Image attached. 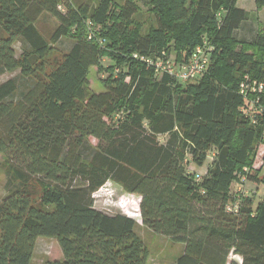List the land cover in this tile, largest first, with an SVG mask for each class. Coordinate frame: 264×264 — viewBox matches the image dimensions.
<instances>
[{"label":"trees","instance_id":"16d2710c","mask_svg":"<svg viewBox=\"0 0 264 264\" xmlns=\"http://www.w3.org/2000/svg\"><path fill=\"white\" fill-rule=\"evenodd\" d=\"M237 1L150 0L156 27L144 35L130 30L133 0L116 11L112 0L95 7L0 0V74L19 71L33 81L16 101L17 81L0 83V153L28 176L0 202V264H30L40 237L58 239L63 251L47 264H147L137 221L95 207L93 195L107 181L141 197L145 227L183 245L177 264H264V192L257 203L248 194L228 208L244 168L247 180L264 185L253 170L264 110L252 123L239 92L246 76L264 80V23L251 40L238 38L251 15ZM44 13L59 21L51 41L36 25ZM63 37L73 38L69 51L53 45ZM204 40L215 46L210 66L188 83L156 77L131 57L171 54L174 42L183 63ZM92 67L107 73L103 92L90 87Z\"/></svg>","mask_w":264,"mask_h":264},{"label":"rangeland","instance_id":"374dc122","mask_svg":"<svg viewBox=\"0 0 264 264\" xmlns=\"http://www.w3.org/2000/svg\"><path fill=\"white\" fill-rule=\"evenodd\" d=\"M78 2H86L92 7L97 6L100 0H77ZM126 0H112V10L116 11L121 4ZM138 5V13L134 16L133 22L130 24V30L139 32L140 34H149L154 27H156L155 13L150 5V0H133ZM237 5L245 7L252 15L258 17L259 26L264 23V8H258L256 3L252 0H238ZM59 21L50 14L44 13L37 21L36 25L42 35L51 41V37L58 26ZM74 44L73 38L63 37L56 44H53L57 50L69 51ZM212 52L215 50V46L210 43ZM27 47V46H26ZM17 54L20 55L25 44L19 40L15 44ZM171 55L177 57V50L175 43L172 42L169 46ZM112 60L108 57L103 58L102 64L105 67L112 65ZM106 77L107 73L101 74L98 67H92L88 73V79L90 87L96 93L103 92L105 90L102 83V77ZM156 77H160L155 73ZM15 79L18 83L19 90L13 96V99L19 100L32 86V79L23 76L19 71L17 72H4L0 74V83L7 81L8 79ZM166 137H161V142H164ZM85 155H89L90 151L85 150ZM253 170H257L261 176L264 174V140L257 142L255 146V159ZM196 171H206V166H203ZM24 171L18 170L13 165L10 159L4 154L0 153V202L9 195L12 191L20 188L27 182L28 176L23 173ZM245 168L243 172L239 173V181L234 182L233 192L238 193V186L242 176L245 174ZM245 188L249 191V195L252 196L257 203L263 195L264 185L259 183L250 182L247 180L244 184ZM42 190L39 191V196ZM95 207L103 212L109 214H125L133 217L137 223V231L144 239L146 246L150 251V260L148 264H175L176 258L183 252V245L171 241L164 235L157 234L142 224L140 214V200L141 197L137 194L129 193L125 191L120 185L115 184L112 181H107L106 184L101 187L94 195ZM64 258L62 248L58 239L51 237H40L36 243V249L33 259L30 264H47L48 261L62 260ZM231 258L237 261L241 260L240 256L231 255ZM164 263V264H165Z\"/></svg>","mask_w":264,"mask_h":264},{"label":"built area","instance_id":"2783aa9c","mask_svg":"<svg viewBox=\"0 0 264 264\" xmlns=\"http://www.w3.org/2000/svg\"><path fill=\"white\" fill-rule=\"evenodd\" d=\"M89 39L95 38L93 31V23L89 21ZM100 44H104L103 39H99ZM212 47L207 40H204L202 44L198 45L192 52L187 62H178L174 56H172L166 49L157 52L154 55L143 54L140 52H133L131 57L144 64L147 68L153 69L155 73L162 76L167 74L173 77L178 82L188 83L200 75L204 74L211 62ZM116 72H119V67L116 68ZM240 94L248 100V105L245 108L246 115L251 118L252 123H256L258 120V113L264 110L263 106L259 105V95L264 93V80L253 79L246 76L241 82L239 87ZM256 97V98H255ZM115 119L120 121L123 119V112H119L115 115ZM213 155V154H212ZM248 172V168H245ZM202 174L197 173L196 178L201 179ZM247 180L246 175L242 176L240 184L238 186V198L228 208L233 210L239 207L241 196H247L249 191L244 186V181Z\"/></svg>","mask_w":264,"mask_h":264},{"label":"crops","instance_id":"0c3cea01","mask_svg":"<svg viewBox=\"0 0 264 264\" xmlns=\"http://www.w3.org/2000/svg\"><path fill=\"white\" fill-rule=\"evenodd\" d=\"M255 3V0H252ZM239 6V5H238ZM242 7V6H239ZM246 9L245 7H242ZM264 8V7H263ZM247 10V9H246ZM248 11V10H247ZM251 15V14H250ZM258 17L256 15L251 16V20H249L246 24H244L237 32L236 36L240 39H245V40H251L256 32L257 25H258ZM179 256L176 258L175 264H177ZM150 260V258H149ZM148 260V262H149ZM165 262H163L164 264ZM148 264V263H147ZM166 264V263H165Z\"/></svg>","mask_w":264,"mask_h":264}]
</instances>
